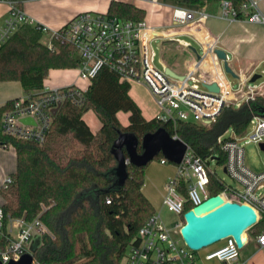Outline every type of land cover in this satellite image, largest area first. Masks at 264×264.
I'll return each mask as SVG.
<instances>
[{"label":"built area","instance_id":"2783aa9c","mask_svg":"<svg viewBox=\"0 0 264 264\" xmlns=\"http://www.w3.org/2000/svg\"><path fill=\"white\" fill-rule=\"evenodd\" d=\"M221 8V18L237 20V12L229 1H221ZM241 11L252 23L264 25V15L257 0H246ZM172 15L175 26H193L192 31L198 29L194 32L198 34L194 36L202 47V56L190 64L186 75L181 77L170 75L164 66L162 69L156 67V52L152 42L161 38V34L146 19L127 20L111 16L108 12H81L60 29L51 31L27 16L18 4H12L0 26V50L21 26L35 27L49 35L47 45L52 51L57 49L54 41L74 49L79 78L89 86L104 69L116 74L122 82L144 84L159 110L155 118L169 125L175 132L171 135L174 139H180L176 134L180 123L210 126L227 106L233 104L239 107L243 101L264 95V92L249 89L248 81L253 73L237 74L241 86L237 91L231 90L224 67L220 64L222 60L217 54L218 39L204 38L200 36L203 33H199L203 30L202 23L210 17L208 13L176 8ZM213 84L219 89L217 93L205 88ZM89 86L44 87L15 100L13 108L3 115L2 133L43 146L62 105L70 103L77 107L84 106ZM239 93V97H232ZM54 110L57 112L54 113ZM23 119H32L34 123L24 124ZM250 127L251 131L248 130L243 136H237L233 130L232 135L228 136V130L217 139V145L225 158L224 168L238 184L237 188L226 185L218 195L225 202L247 204L255 209L257 222L253 227L263 224L256 241L260 248H264V169L255 171L246 164L244 146L253 143L260 148L263 146L264 151V118L253 116ZM0 147L14 149L12 145ZM216 157L209 155L202 158L188 145L181 163L173 164L176 171L165 184L163 194V206L182 216V222L169 228L160 213H155L138 231L120 264H199L201 251H207L205 262L217 260L222 264H238L240 252L247 241L244 235L243 248H239L234 238L229 237L214 249H211L212 245L200 251L190 249L181 237L185 213L212 197L208 186L210 178L216 177V174L210 165L212 162L218 163ZM160 163L167 165L170 162L163 158ZM10 182V176L6 175L0 190ZM186 203H191L193 207L186 210ZM2 204L0 196V263L19 262L24 255L30 254L34 257L33 264H43L33 254L32 245L36 237L52 235L49 228L39 216L31 221L25 217L7 216ZM247 233L249 230L246 236Z\"/></svg>","mask_w":264,"mask_h":264},{"label":"trees","instance_id":"16d2710c","mask_svg":"<svg viewBox=\"0 0 264 264\" xmlns=\"http://www.w3.org/2000/svg\"><path fill=\"white\" fill-rule=\"evenodd\" d=\"M229 1L237 20L245 19L241 7L246 0H178L187 6L203 7ZM108 14L122 19L142 21L145 11L131 3L112 0ZM43 33L23 25L0 50V82L18 81L27 94L40 91L49 72L78 67L75 51L54 41L52 51L42 41ZM131 85L106 69L90 84L84 106L64 103L55 115L43 146L18 140L2 133V118L13 108L14 101L0 107V146L12 145L16 151L17 169L11 182L0 190L4 213L15 218H37L52 235L42 238L35 257L43 264H120L138 231L155 214L143 193L146 167L128 164L123 180L117 174L115 142L121 134H134L142 153L144 135L169 125L156 118L146 120L130 96ZM92 111L101 124L95 133L84 116ZM264 112V95L231 104L210 126L180 123L176 134L200 157L216 156L224 165L217 139L228 130L245 135L253 116ZM129 115L124 126L118 114ZM126 159L128 155L122 149ZM156 158H164L159 154ZM226 183L210 178V196L221 194ZM193 207L186 203L185 209ZM263 224L249 232L260 234Z\"/></svg>","mask_w":264,"mask_h":264},{"label":"crops","instance_id":"0c3cea01","mask_svg":"<svg viewBox=\"0 0 264 264\" xmlns=\"http://www.w3.org/2000/svg\"><path fill=\"white\" fill-rule=\"evenodd\" d=\"M116 1L131 3L145 11V19L149 25L155 31L161 34V38L155 39L163 41V53L161 55L160 63L162 67L164 66L166 70H171V72L177 76L181 77L186 75L189 65L200 58H198V55L202 56V47L200 42L197 40V37L194 36V34H198L194 33L198 31V29H194L192 31L193 26L182 28L175 26L172 14L173 10L176 8L195 11L201 10L210 15L209 19L204 21L201 25L203 30L199 33L203 34L200 36H205L204 38L218 39V49L226 52L229 65L236 74L247 75L253 73L254 75L258 65L264 61V25L260 23H252L246 18L243 20H233L232 18L227 20L221 18V2L210 3L206 6L199 7L183 5L180 4L178 0ZM257 1L259 2V5H263V7L260 9L264 15V0ZM111 2L112 0H0V26L7 17L10 5L12 4H18L25 14L36 21L39 25L45 26L51 31H56L81 12L90 11L107 13ZM183 37H188L194 41L200 47L201 53L197 51L190 41L185 40ZM184 54L189 55L190 59L184 63H180L178 55ZM220 64L223 68L222 61ZM235 66H237V68ZM226 79L228 81L227 77ZM132 84L133 83L130 84V96L140 107L142 114L145 117L140 102H138L137 99L131 94ZM134 84L144 89L149 94L151 100L155 103L149 90L144 84ZM70 85H78L81 87L89 86L88 83L79 78L78 68L51 70L49 72L48 78L44 82V87L48 88H62ZM245 89L248 90L246 87ZM253 89L262 93L264 92V86L253 87ZM26 95L27 93L23 89L20 82H0V107L4 106L8 101L17 100L19 98L25 97ZM157 114H155L153 118H155ZM121 115L128 114H118V117L122 122ZM93 116L94 129H96V131H93L98 133L101 128V124L94 114ZM153 118L145 117L146 120H151ZM123 125L127 126L128 124ZM16 169L17 156L15 149H10V147H0V187L4 177L6 175L10 176L11 174H14ZM175 171L176 169L174 166V170H170L165 175V178L167 177L165 184L171 177L174 176ZM146 177L148 178V181H150L152 178L151 175L147 174L145 170V180ZM165 184L163 186V194ZM145 185L146 186L143 187V193L149 200L150 196L147 192L149 185L148 183H145ZM245 237L247 241L243 249L250 247V251L244 257L241 256L240 252L238 264H264V248H260L258 246L256 236L249 232L247 233V236L245 234ZM254 244L256 245L253 246Z\"/></svg>","mask_w":264,"mask_h":264},{"label":"water","instance_id":"95a60500","mask_svg":"<svg viewBox=\"0 0 264 264\" xmlns=\"http://www.w3.org/2000/svg\"><path fill=\"white\" fill-rule=\"evenodd\" d=\"M217 54L223 62L225 73L239 79V76L229 65L226 52L218 49ZM199 57L201 56L198 55ZM166 72L176 76L169 69ZM261 77V75L254 74L248 84L256 83ZM205 88L216 93L219 91L214 84L205 86ZM53 112L56 113L57 110ZM260 116L264 118V112ZM22 122L24 124L34 123L32 119H23ZM138 146L139 140L134 134H121L115 142L114 147L119 162L117 174L121 180L126 176L128 164L146 167L155 157L162 154L171 164L178 165L183 160L188 148L184 141L174 139L165 128H159L156 132L143 136L141 140L142 153H138ZM123 148L126 150L128 159L123 154ZM224 171L227 173L225 168ZM184 218L185 225L181 229V237L190 249L200 251L229 237H233L237 246L243 248L242 236L256 224L257 213L250 205L225 202L221 196L216 195L186 212ZM41 245L42 238L36 237L32 245L33 254L37 253ZM33 260V255L26 254L19 262H10L9 264H33Z\"/></svg>","mask_w":264,"mask_h":264},{"label":"rangeland","instance_id":"374dc122","mask_svg":"<svg viewBox=\"0 0 264 264\" xmlns=\"http://www.w3.org/2000/svg\"><path fill=\"white\" fill-rule=\"evenodd\" d=\"M263 7V5H260V8ZM185 40L190 41L194 47L197 49L199 53H201L200 47L192 41L188 37H183ZM49 35L43 34L42 41L45 44L49 43ZM162 40H154L152 42L153 49L156 52V59H155V65L159 69H162V65L160 63L161 55L163 53L162 51ZM167 56V54H166ZM180 63L186 62L188 59H190V56L187 54L184 55H178ZM237 68V66H235ZM264 61L261 62L258 67L256 68V71L254 74L261 75L262 77L257 80L254 84H248L249 88L253 87H261L264 86ZM226 77L228 78V81L231 86L232 91H237L240 88V81L239 79L233 77L231 74H226ZM204 87L202 86V89ZM132 96H134L138 102H140L142 106L143 113L145 117L147 118H153L155 114L158 112V108L156 107L155 103L151 100L149 94L142 88L138 87L136 84H132ZM93 112L90 111L88 114H86L85 119L86 121L92 126L94 129V123H93ZM95 115V114H94ZM121 120L123 124H128V115H121ZM251 131V127H249V132ZM232 135V130L230 129L228 131V136ZM245 146V152H246V164L255 171H261L264 169V151L255 144H248ZM10 149H13L10 147ZM210 169L216 174V177H218L220 180L224 181L228 186H232L233 188H237L238 184L224 171V165L218 164L217 162H212L210 165ZM174 170V165L169 163L167 165H162L160 163V159L156 158L154 159L149 165L146 167L147 174L151 175V180L148 181V178L146 177L145 183H148L147 192L150 196L149 201L152 204L154 211L156 214L161 215L162 220L169 228H174V225L177 223L182 222L183 217L174 213L168 211L163 206V186L165 184V181L167 180L165 178V175L170 171ZM146 186V185H144ZM223 242H219L213 245L211 249H214L220 245H222ZM254 244L253 246H255ZM210 249V250H211ZM250 251V247L247 249L241 250V256L244 257L248 252ZM207 251H201L200 253V264H220L217 260L205 262L204 261V255Z\"/></svg>","mask_w":264,"mask_h":264},{"label":"bare ground","instance_id":"6f19581e","mask_svg":"<svg viewBox=\"0 0 264 264\" xmlns=\"http://www.w3.org/2000/svg\"><path fill=\"white\" fill-rule=\"evenodd\" d=\"M240 94H241V93H239V94H234L232 97L235 99V98L239 97ZM245 234H246V233H245ZM245 234H244V238H246V237H245Z\"/></svg>","mask_w":264,"mask_h":264}]
</instances>
